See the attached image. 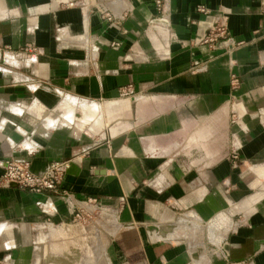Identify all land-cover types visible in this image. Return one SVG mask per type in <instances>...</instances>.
I'll list each match as a JSON object with an SVG mask.
<instances>
[{
    "label": "crops",
    "instance_id": "0c3cea01",
    "mask_svg": "<svg viewBox=\"0 0 264 264\" xmlns=\"http://www.w3.org/2000/svg\"><path fill=\"white\" fill-rule=\"evenodd\" d=\"M162 2L0 0V177L67 163L71 203L0 186V264H264V0ZM77 98L109 127L29 112Z\"/></svg>",
    "mask_w": 264,
    "mask_h": 264
},
{
    "label": "built area",
    "instance_id": "2783aa9c",
    "mask_svg": "<svg viewBox=\"0 0 264 264\" xmlns=\"http://www.w3.org/2000/svg\"><path fill=\"white\" fill-rule=\"evenodd\" d=\"M162 3V0H157L158 10L162 7ZM227 35L226 28L217 25L211 30L208 36L200 41L214 43L217 39L227 37ZM121 95H129V92H123ZM233 158L236 159L237 156L234 155ZM1 166L4 169V172L0 177L1 187L8 188L12 185H17L20 189L32 193H52L70 203L69 196L59 188L61 176L68 168L67 163L54 164L50 166L48 171L44 174H36L32 172L30 163L26 161L12 160L5 164L1 163ZM74 213L75 219L77 220H83L86 216L85 212L78 208H74Z\"/></svg>",
    "mask_w": 264,
    "mask_h": 264
},
{
    "label": "rangeland",
    "instance_id": "374dc122",
    "mask_svg": "<svg viewBox=\"0 0 264 264\" xmlns=\"http://www.w3.org/2000/svg\"><path fill=\"white\" fill-rule=\"evenodd\" d=\"M62 95H64V94H61V97H63ZM61 97H60V99H61ZM67 97L68 96H66V98ZM72 98H74V97H72ZM77 99L79 101H81V102L82 101H86V102H89V103H94V104H98V105L102 106V109L100 108L101 110L97 112V114L94 116V119H96L95 117H98L96 120L99 121L100 124H104L103 125L104 127H106V125L109 127V125H110L109 122L111 121L112 116H111V114L107 113L109 111L108 110V106H107L108 104H103V103H99V102H96V101H90V100H85V99H80V98H77ZM64 103H66V110L65 111L68 110L67 112H65L63 110L62 112L56 113V112H58V110H56V111L53 112V114H52V112H50V114H48V115H47L46 112L45 113L41 112V114L38 116V118L42 119L43 121L52 120V122H55L56 120H58L59 118L64 116L69 121H74L75 118H76V117H74L76 113H77L76 115H80V116L87 113V109L84 108L85 105H83L82 107L77 106L76 105L77 104L76 101L64 102ZM41 115H43V116H41ZM130 116L132 117V115H130ZM39 121H41V120H35V127H36V124ZM92 123H96V122L92 121ZM92 123H91V125H92ZM72 126H74V125H72ZM102 130H103V128H102ZM84 131H86V130H84ZM88 132H90V131H88ZM103 213L104 212L100 211L97 208H92V209H90V213L89 214L85 212L86 216L83 218V220H77V222L79 223L80 228H82L83 230H91L94 227H96V224L94 223V221H97V220L101 219ZM97 228H98V226H97ZM86 262H88V264L89 263L90 264H100L101 263V259L96 257V258H92L91 260H88V259H85L84 257H82V259H79L76 264H86Z\"/></svg>",
    "mask_w": 264,
    "mask_h": 264
},
{
    "label": "bare ground",
    "instance_id": "6f19581e",
    "mask_svg": "<svg viewBox=\"0 0 264 264\" xmlns=\"http://www.w3.org/2000/svg\"><path fill=\"white\" fill-rule=\"evenodd\" d=\"M77 105V104H76ZM85 109H87V113L83 115V117L80 119L81 122L84 123V121H86L87 123H92V121L96 122V120L94 119V116L97 114L98 111H100V106H96V105H85L84 106ZM45 110V109H44ZM65 111L66 110V103H63L62 106L59 108L58 111L62 112V111ZM26 111V110H25ZM68 111V110H67ZM65 111V112H67ZM29 112L32 113L33 115L35 116H39L42 112V110L38 107V106H35V107H30L29 108ZM45 113V112H44ZM47 113V112H46ZM59 113V112H58ZM53 114V112H52ZM46 115V114H45ZM48 115V114H47ZM43 116V115H41ZM71 116V115H70ZM75 117V116H74ZM96 118V117H95ZM46 122V121H45ZM56 122V121H55ZM88 125V124H87Z\"/></svg>",
    "mask_w": 264,
    "mask_h": 264
}]
</instances>
